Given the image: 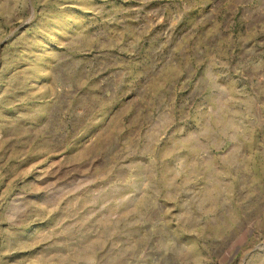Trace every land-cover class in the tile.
<instances>
[{
    "label": "rangeland",
    "instance_id": "374dc122",
    "mask_svg": "<svg viewBox=\"0 0 264 264\" xmlns=\"http://www.w3.org/2000/svg\"><path fill=\"white\" fill-rule=\"evenodd\" d=\"M0 264H264V0H0Z\"/></svg>",
    "mask_w": 264,
    "mask_h": 264
}]
</instances>
